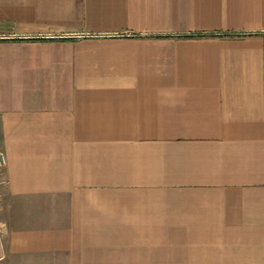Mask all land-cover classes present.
<instances>
[{
    "label": "crops",
    "instance_id": "crops-1",
    "mask_svg": "<svg viewBox=\"0 0 264 264\" xmlns=\"http://www.w3.org/2000/svg\"><path fill=\"white\" fill-rule=\"evenodd\" d=\"M0 264H264V0H0Z\"/></svg>",
    "mask_w": 264,
    "mask_h": 264
},
{
    "label": "built area",
    "instance_id": "built-area-1",
    "mask_svg": "<svg viewBox=\"0 0 264 264\" xmlns=\"http://www.w3.org/2000/svg\"><path fill=\"white\" fill-rule=\"evenodd\" d=\"M10 38H12V35L2 32L0 26V40L10 39ZM5 163H6V156L4 153L0 152V169L4 167Z\"/></svg>",
    "mask_w": 264,
    "mask_h": 264
}]
</instances>
